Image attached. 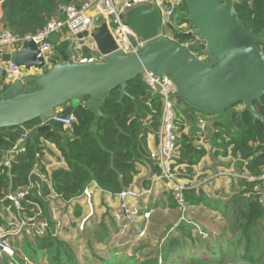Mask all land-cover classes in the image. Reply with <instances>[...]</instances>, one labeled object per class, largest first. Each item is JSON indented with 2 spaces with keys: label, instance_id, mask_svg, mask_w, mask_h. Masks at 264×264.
Listing matches in <instances>:
<instances>
[{
  "label": "trees",
  "instance_id": "16d2710c",
  "mask_svg": "<svg viewBox=\"0 0 264 264\" xmlns=\"http://www.w3.org/2000/svg\"><path fill=\"white\" fill-rule=\"evenodd\" d=\"M86 1L88 0H0L3 27L17 38L34 36L51 19H60L62 8L70 5L78 7ZM234 8L243 25L255 36L264 38V0H236ZM186 17L185 2L182 0L176 9V24L190 25ZM174 37L180 39L176 32ZM52 46L57 53L63 54L65 43ZM126 90L128 96L121 102L119 89L109 94L101 107L106 118L100 119L94 132L91 131L94 115L82 107L74 110L75 122L69 128L64 129L62 125L53 123V132L64 139V144L54 139L46 140L58 149L66 169L53 172L49 181L43 169H39L44 156L43 144L39 140L45 139L44 136L36 137L22 153L15 154L10 168L3 166L6 154L38 122L1 132L0 205L8 206V202L2 201L7 193H15L17 189L29 187L34 182L28 196L21 202L22 213L33 217L34 213H31L26 204H36L43 208L38 197L48 194V183L53 192L67 202L78 198L85 186L91 183L103 192L119 194L131 186L133 179L139 175V167H149L152 174L159 176L160 171L148 153L147 138L157 135L161 102L157 95H149L150 90L142 76L129 83ZM254 107L264 116V97L260 103H254ZM193 113L194 111L191 116L186 113L184 115L191 120ZM228 124L231 129L226 132L231 138L225 147L231 146L233 156L242 162L240 174L246 172L250 177L241 179L234 192L233 221L239 215L244 223L241 229L243 237L240 240L243 239L245 247L226 249L227 245L222 247L211 244L210 248L203 245L202 252L185 256L183 252L191 235L189 227L182 223L163 247L164 258H168V263L164 261V264H252L250 260L264 263V249H259L254 244L257 226L262 225L264 230V192L257 190L261 187L263 189L259 178L264 175V124L252 120L248 113L240 115L237 112L230 115ZM214 137L219 139L220 134H215ZM182 140L176 153L177 164L196 165L205 151L196 147L187 136H182ZM37 174L44 176L43 179L47 182L42 183ZM36 183L40 184V189L36 188ZM182 195L185 205L199 206L205 201L201 191L196 193L185 189ZM43 212L46 215V210ZM2 222L0 218V226ZM31 235L20 243L21 254L16 252L11 259L6 257L0 264H26L25 261L42 264L41 260L47 264H78L77 255L66 243L58 242L52 235L41 238H37L33 232ZM82 260L91 264L87 257H82Z\"/></svg>",
  "mask_w": 264,
  "mask_h": 264
},
{
  "label": "water",
  "instance_id": "95a60500",
  "mask_svg": "<svg viewBox=\"0 0 264 264\" xmlns=\"http://www.w3.org/2000/svg\"><path fill=\"white\" fill-rule=\"evenodd\" d=\"M184 2L186 21L192 31L180 36H194L202 42L195 47L202 51L201 60L181 45L161 37L163 16L153 0L131 5L121 15L140 41L139 46L133 41L137 47L129 55L118 51L101 15L94 17L90 33L77 36L80 41L89 37L94 43L97 52L91 62L71 59L72 37L68 38L63 54L40 53L33 41H25L8 60L18 68L37 69L40 74L23 79L0 70V80L9 83L0 94V133L38 122L17 150L38 136L64 144V139L53 132V123L67 120L77 107L94 115V132L100 119L106 118L101 107L109 94L119 89L121 102L128 96V84L144 72L170 80L176 91L170 101L188 116L192 111L219 115L241 106L238 114L248 113L252 120L264 124V116L254 107L264 97V38L255 36L243 25L234 8L236 0Z\"/></svg>",
  "mask_w": 264,
  "mask_h": 264
},
{
  "label": "rangeland",
  "instance_id": "374dc122",
  "mask_svg": "<svg viewBox=\"0 0 264 264\" xmlns=\"http://www.w3.org/2000/svg\"><path fill=\"white\" fill-rule=\"evenodd\" d=\"M0 29H4L2 23V14L0 17ZM149 95L154 94L153 92L149 91ZM241 108V106H236L229 109L224 114L209 117H204L194 112L195 114H192L193 119L191 122L187 117H185L182 110L175 107L178 119L182 120V124H179L178 149H180L181 144L183 143L182 136L187 135L192 139L195 138L197 141L203 137V141L208 142V144L211 145V149L209 152L211 163L208 164V167L211 169V173H208L211 174V176H214V173L216 171H220L216 175V178H218V184L217 187H215V183L206 181L209 175L208 173H204L203 175H200L196 179H194L196 180L194 184L188 183V185L192 184V186H194L195 188L204 185V183H206L207 185L206 190H203L201 188L205 201L202 205L199 206L185 205V203H183V206H181L176 200L175 192L173 190L160 188L157 196L159 197L163 194V197L167 198L164 205L165 208L162 210H156V214L149 213V217L145 220L144 224L141 227L140 232H143V234L137 235L138 237L133 239V242L128 245L129 252L125 255V257H129L130 255L131 258L129 260H126L124 264H164V261L167 262L168 258H164L165 253L163 252L162 239L165 240L171 234L172 229L174 228L176 230L182 223L187 225L190 229L191 239L187 241V244L189 245L187 250L188 252L190 251L191 253L195 254L198 252H202L203 245L210 248L211 244H216V246L220 245L222 247L227 245L226 249H239V247H245V242L243 241V239L240 240L243 237L241 229L243 228L244 223L242 222L239 215H237L236 220L233 221V217L235 215L234 203L236 196V193L234 192L237 191L239 187V181L241 179H249L250 177L246 172L240 174L241 165H243L242 162L238 158L233 156L232 147H225V144L229 143L231 138L226 132V130L231 129L230 124H228L229 117L233 112L238 113ZM198 123L201 124V126H196ZM234 133L236 134V132ZM215 134H220V138L218 140L219 142H217V144H211L212 138ZM212 147L216 149V151H218L219 149L220 151H222L221 153L224 154L217 153L216 157H214ZM43 149L44 156L42 157V162H40L41 167L39 169H42V167L43 169H45V166L47 167L48 171L50 170L51 172L62 169L64 163L62 161L63 159L60 160L62 157L58 150L56 149V152H53L51 151L52 148L47 147L46 145H44ZM42 163H44L45 166ZM153 163L155 164L154 161ZM202 167H207V164L203 163ZM51 174L52 173H50V175ZM50 175L45 174L47 181L50 180ZM176 175L177 179H180L181 175L191 176V173L186 170L177 169ZM263 176L264 175L259 178L260 181L262 180ZM141 179H143V175L138 178L137 183H139ZM33 184L34 182H32V185ZM139 185L140 184H138V187H140ZM257 190H259L261 193L264 192L262 187L261 189L257 188ZM136 192L141 194L140 191L136 190ZM38 198H40V201H43V203L44 201H46V203L48 201H51L45 196ZM138 199L135 201L137 202ZM162 204L163 202L159 201L158 205ZM26 205H28L27 208L29 210L33 211L31 213L37 215L35 217H30L29 215L27 216L22 214L20 216L21 222L18 219H16L17 221L14 222L16 216L14 217V215L12 214L13 208L9 209L10 212L7 213L3 210V207H0V216L3 219L2 225L0 226V237L6 235L5 232L10 231L11 233L12 230L17 229H14V223H16L17 226L21 225L22 223L26 226H29L30 233L38 232L42 237H44L45 235H52V237L58 242L66 243L73 251L76 252L75 254H77L78 259H80L79 255L84 253H86V255H92L93 251V254L95 256H97L98 252L99 257L105 259V257L108 256L113 249H115L118 245H121V243L123 244L126 237L127 240L130 239L129 237L131 232L129 230V226L127 230H125L126 228L122 229L123 231L118 233V236H111L106 241V243H103L102 239L100 240L99 234L92 235L89 233L85 238L81 239V241L79 240V238L74 241H69L68 237L66 238L62 236V234L68 232L66 225L68 219L66 217V213L64 212L65 208L63 209L60 206L55 209L54 207H51L52 210H47L45 204H42L43 208L31 203H28ZM43 210H47L46 215H44ZM117 212H119L118 209ZM60 215H62V218L58 220ZM115 217L117 218L118 222H121L122 217L120 214L116 213ZM29 218H34L35 221L31 222L30 220H28ZM39 221L47 223L48 227L44 229V233L39 228ZM257 227V234L255 235L256 240L254 241V244H256L257 248L264 249V230L262 229V225H259ZM30 235L23 233V236H21L20 234L16 237H8V239L11 241L9 244L12 246L14 253L17 252V254H21L19 245L26 236L29 237ZM75 241H77V243H80V245L77 247L73 245V242ZM14 245H16V247ZM133 251H135L134 254ZM137 251H140L142 253H140L139 255H135ZM6 257L7 256L2 251H0V263L2 260H5ZM125 257L124 259H126ZM225 257H228V252H226ZM41 261L42 264H47L44 260ZM250 261L252 264H259L258 260ZM76 262L78 264H83V262H81L80 260H77ZM25 263L30 264L27 261H25Z\"/></svg>",
  "mask_w": 264,
  "mask_h": 264
},
{
  "label": "built area",
  "instance_id": "2783aa9c",
  "mask_svg": "<svg viewBox=\"0 0 264 264\" xmlns=\"http://www.w3.org/2000/svg\"><path fill=\"white\" fill-rule=\"evenodd\" d=\"M156 6L162 13V30L161 37L173 41L182 47L186 48L194 57L198 59H203L201 57V51L196 50L195 47L200 45L202 42L197 38L192 36L188 39H177L174 37V32L180 34L191 33V25L188 24H176V9L182 3V0H153ZM149 0H121L116 2V0H88L82 3L80 6L70 5L66 8H62L60 19H51L43 29L38 31L34 36H27L25 38H17L13 36L9 31L0 29V50L5 47H20L25 41L31 40L36 46V49L43 53L47 51L50 55L54 53V48L50 39L56 35L62 33L64 30L69 33L72 37V48H71V59L74 62H91L94 60L96 55L95 45L88 48L90 54L88 56L83 55V49L85 46L77 39V36L88 32L93 29L92 23L94 17L101 15L108 25L111 35L113 36L118 51H121L124 55H129L135 52L136 47L140 45L139 38L134 34V32L127 26L123 21L121 15L126 8L137 3H145ZM85 40H92L88 37ZM133 41L136 45H133ZM94 44V43H93ZM0 70H5L9 75L14 78L21 77V70L15 64L8 62L6 66L0 61ZM143 82L149 88L153 94L159 97L161 102V116L159 120V127L157 130V143L154 150L150 153V159L155 162L158 167L160 174L159 178L165 183L168 189L175 192V198L179 205L183 206V191L185 190L184 185H182L176 175V153L178 150V133H179V119L175 111L174 104L170 101V98L176 94L175 88L173 87L170 80L165 77H155L154 75L144 72L142 76ZM9 83L5 80H0V94L7 90ZM159 91H156V88ZM75 122V118L71 115L67 120H58L57 124L62 125L64 129H67L71 124ZM28 131H26L27 133ZM26 133L19 140L17 145L6 154L3 160V166L10 168L14 155L22 153L24 148L17 150V146L24 140ZM42 183L47 182L43 178L40 179ZM263 191H264V176L262 177ZM17 189L15 193H7L2 201L8 202L6 209L13 208L15 213L22 215L21 202L28 196L30 192V187ZM50 183L47 184L49 187ZM36 188H39V184H35ZM39 195V193H38ZM142 194L136 192L133 189H126L119 194H115L114 197L120 202L118 206V214L123 217L121 222L130 223L137 225V220H146L149 217V211L146 208H135L133 210L127 208L128 201H135L141 197ZM82 196L86 199L87 205L91 204V189L85 188L82 192ZM5 207L1 205V207ZM37 214H34L35 217ZM117 216V215H116ZM1 217V216H0ZM20 217V216H19ZM31 222L35 221L34 218H29ZM85 225V220L81 221L78 230L83 231ZM46 222L39 221V228L43 231L47 228ZM15 230L11 233L5 232L6 235L0 237V251H2L8 258L14 256V251L12 246L9 244L11 241L8 237H16L22 232L25 234H31L29 231V226L21 223V225H16ZM37 238H41L38 232L34 233ZM143 234V232H140Z\"/></svg>",
  "mask_w": 264,
  "mask_h": 264
},
{
  "label": "crops",
  "instance_id": "0c3cea01",
  "mask_svg": "<svg viewBox=\"0 0 264 264\" xmlns=\"http://www.w3.org/2000/svg\"><path fill=\"white\" fill-rule=\"evenodd\" d=\"M120 1L121 0H116V2H120ZM1 12L2 11H1V5H0V17L2 14ZM69 37H70L69 33L64 30L62 33L54 35L50 39V42L54 45H57V46H59L62 43H65V47H66V44L68 42ZM81 43L85 46V48L83 49V55L88 56V54H90V51L88 50V48H91V46H93L94 44L91 43L90 40H85V39L82 40ZM20 47H17V48L16 47H5V48H2L0 50V61L2 62V64L4 66H6L8 64V62H9L8 59H9L11 53L14 52L15 50H18ZM54 53L59 54L55 50H54ZM51 58L56 59V57H52V56H51ZM20 70H21V77L20 78H23V79H29L31 77L38 76L40 74L39 70L34 69V68H31L30 70H25L24 68H20ZM197 114L202 115L204 117L206 116V115H203L200 113H197ZM211 116H217V115H211ZM206 117H209V116H206ZM192 119L191 120L188 119V120L192 122ZM179 121H180V124H182V120L179 119ZM198 125L201 126V124H199V123L196 126H198ZM196 131H198V130H196ZM187 137L189 138L190 141H192V143L196 147L202 148L205 151V155L201 158V160L196 165H193V166H187L185 164H177V160H176L175 164H176L177 169L186 170L189 173H191V176L181 175L180 179H178V181L182 185H184L186 190H193L197 193V192L201 191V188L203 190H206L207 185H206V183H204V185H201L198 188H195L194 186H192V184H194L196 181L194 179H196L200 175H203L204 173H208V172L211 173L210 172L211 169L208 167V164L211 163L210 162L211 158H210V153H209L210 149H211V145H209L208 142H204L203 137L200 138V140H198V141L195 138L192 139L189 136H187ZM218 140H219L218 138L215 139V137L213 136L211 144H217V142H219ZM39 143L43 144V147H44V145H46L47 147L52 148L51 151L56 152L57 148L51 142L44 141L43 139H40ZM156 143H157L156 136H148V138H147V149H148L149 154L156 147ZM230 147L231 146H227V148H230ZM213 152H214V154H213L214 157H216L217 153L224 154V153H221L222 151H220L219 149H218V151H216V149H214V148H213ZM60 160H62V158ZM41 162H42V159H41ZM63 163H64V161H63ZM203 163H206L207 167H202ZM42 164L45 166L44 163H42ZM42 169H43V167H42ZM64 169H66L65 163L62 167V170H64ZM44 170L46 172V173L44 172L46 175H50V173H53L50 170L48 171L46 166H45V169H43V171ZM219 172L220 171H216L214 173L215 174L214 176H211V174L208 173L209 175H208V178L206 181L215 183L214 186L217 187L218 178H216L217 177L216 175ZM142 175H143V179H141V181L139 183H137L138 178L141 177ZM37 177L39 178V180L41 178H44L43 176L42 177L38 176V174H37ZM188 183H192V184L188 185ZM138 184H140L139 185L140 187H138ZM85 188L91 189V204H90V206L87 205L86 199H84L82 194L78 198L72 199L70 201H67V202L62 201L53 192L52 187L50 185L48 187L49 192L47 195H45V197H47L51 201H48L47 203H46V201H44V203H43V201H40V202H41V204H45V207L47 210L48 209L52 210L51 207H54V209L58 208L60 206L63 209L65 208L64 212L66 213V217L68 219V221L66 220L68 232L62 234V236L66 237V238L68 237L69 241H71V240L74 241L78 238L81 241V239L85 238L87 236V234L89 233L92 235L93 234L94 235L99 234L100 240L102 239V242L106 243V241L111 236H118V233L123 231L122 229L126 228L125 230H127L130 226V229H129L131 232L130 237H129L130 239L127 240V237H126L123 244L121 243V245H118L115 249H113L112 252L108 256L105 257V259L100 258L98 252H97V256H95L93 254L94 251L92 252V255H86V253H84V254L79 255L80 259L77 258V260H80L81 262H83V264H86V263L84 260H82V257H87L89 259L88 262H91V264H124L126 262V260H129L131 258L130 255H129V257H125V255L129 252L128 245H130V243L133 242V239L138 237L137 235L140 234L141 227L144 224L145 220L138 219L137 225H133L130 223L128 224L125 222H118L117 218L115 217V214L117 213V209H118L120 202L114 197V195L101 191L100 189L97 188V186L94 183L86 185ZM160 188L168 189L166 187L165 183L159 178L158 175L151 173V170L149 167H139V175L133 179V182H132L131 186L129 187V189H136L137 191H140L142 195L138 199L137 202L132 201V200L128 201L127 208H129L131 210H133L135 208V206L137 209L138 208H141V209L146 208L147 211L150 212V214H156V210H162L165 208L164 205H165V202L167 199V198L163 197L164 195L162 193H161L162 195H160L159 197L157 196ZM159 201L163 202V204L158 205ZM34 205H36V204H34ZM6 207L7 206L3 207V210L6 211L7 213H9L10 211L8 209H6ZM47 210H46V213H47ZM31 212H33V211H31ZM12 214L14 215V217L16 216V218L14 219V222L17 221L16 219H18L21 222V219L19 217L21 215H18V213H15L14 211H12ZM22 214L25 215L24 213H22ZM0 218H2V217H0ZM61 218H62V215L59 216L58 220ZM83 220H85L84 229H83V231H80V230H78V228L81 224V221H83ZM10 225H13V224H10ZM131 225L133 226V228ZM15 228H16V223H14V229ZM9 229H10V227H9ZM175 231L176 230L173 228L171 231V234L169 233L170 235L165 240L162 239V241H163L162 242L163 245L161 243L162 247H164L165 243L168 242L171 235L176 234ZM107 235H109V236H107ZM21 236H23V233H21ZM73 245H75L77 247L80 245V243H77V241H75V242H73ZM188 247H189V245H187V247L185 248V252H183L185 256L193 254L190 251L189 252L187 251ZM140 251H142V250H140ZM140 251H137V253L135 255H139L140 253H142ZM134 252L135 251H133V254H134ZM196 254H198V253H196ZM122 255H123V257H122ZM124 257L126 259H124Z\"/></svg>",
  "mask_w": 264,
  "mask_h": 264
}]
</instances>
